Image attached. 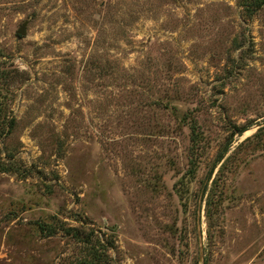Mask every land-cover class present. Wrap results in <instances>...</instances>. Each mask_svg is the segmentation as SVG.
I'll return each instance as SVG.
<instances>
[{"label":"rangeland","instance_id":"obj_1","mask_svg":"<svg viewBox=\"0 0 264 264\" xmlns=\"http://www.w3.org/2000/svg\"><path fill=\"white\" fill-rule=\"evenodd\" d=\"M0 264H264V0H0Z\"/></svg>","mask_w":264,"mask_h":264},{"label":"water","instance_id":"obj_2","mask_svg":"<svg viewBox=\"0 0 264 264\" xmlns=\"http://www.w3.org/2000/svg\"><path fill=\"white\" fill-rule=\"evenodd\" d=\"M18 32H19L20 34L24 35V34L26 33V24H23V25L19 28Z\"/></svg>","mask_w":264,"mask_h":264}]
</instances>
